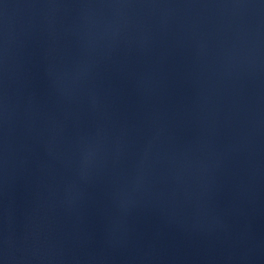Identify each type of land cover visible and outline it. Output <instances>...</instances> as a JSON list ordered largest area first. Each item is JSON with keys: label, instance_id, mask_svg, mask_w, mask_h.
<instances>
[{"label": "water", "instance_id": "obj_1", "mask_svg": "<svg viewBox=\"0 0 264 264\" xmlns=\"http://www.w3.org/2000/svg\"><path fill=\"white\" fill-rule=\"evenodd\" d=\"M0 264H264V0H0Z\"/></svg>", "mask_w": 264, "mask_h": 264}]
</instances>
